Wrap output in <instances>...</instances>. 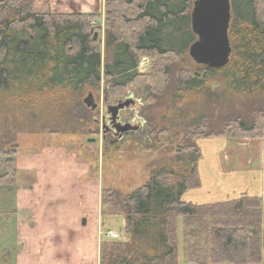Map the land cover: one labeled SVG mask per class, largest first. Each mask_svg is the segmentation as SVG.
Wrapping results in <instances>:
<instances>
[{
  "label": "trees",
  "instance_id": "1",
  "mask_svg": "<svg viewBox=\"0 0 264 264\" xmlns=\"http://www.w3.org/2000/svg\"><path fill=\"white\" fill-rule=\"evenodd\" d=\"M193 1L105 0L109 56L102 65L91 32L94 16L61 13L50 6L36 13L35 0H0V102L36 107L49 100L62 117L59 124L71 126L66 121L70 115L75 126H86L93 118L81 93L85 87L98 89L103 78L116 92L151 81V97L170 92L178 100L197 99L201 93L214 96L210 81L225 82L229 94L264 95V0H230L228 63L201 66L198 76L178 66L179 60L189 59L188 48L196 39L190 21ZM144 56L156 61L149 73L140 74L137 67ZM251 115L220 129L200 117L178 142L169 167L158 169L131 192L102 190L101 214L123 215L130 239L101 243L100 264H264V194L202 205L181 199L185 191L200 186L201 151L195 140L264 141V109ZM13 155L0 146V169L5 171L0 185L17 184Z\"/></svg>",
  "mask_w": 264,
  "mask_h": 264
},
{
  "label": "rangeland",
  "instance_id": "2",
  "mask_svg": "<svg viewBox=\"0 0 264 264\" xmlns=\"http://www.w3.org/2000/svg\"><path fill=\"white\" fill-rule=\"evenodd\" d=\"M48 6L51 10L61 13H82L94 16L91 32L93 35L96 34L95 40L100 46L102 65H104L109 56V50H106L104 46L105 0H35L33 11L42 13L47 10ZM154 61L156 60L148 56L141 57L137 67L138 73H149ZM178 63V66L188 69L194 75L201 73L202 65L194 63L190 57L183 61L179 60ZM110 86L103 78L98 89L85 87L82 91L80 97L82 103L88 92L92 93L96 102L94 111L84 105L92 113L91 118H93L86 126H75L74 117L70 115L68 116L69 120L66 121H71L73 126L59 124L58 120H61L62 117L60 113H56L59 111L49 100H43L36 107L32 104H20L19 102L7 101L5 104L0 102V144L3 150L14 151L13 159L18 167H21L22 164L29 167L32 165L30 163L32 160L36 161V165H39L40 168L43 167L46 172L45 177L51 176V170L46 166L50 165L52 160L44 153L55 150L59 155L65 156L66 160L70 162L69 170L74 175L72 179L66 177L62 185L50 183L45 186L41 185L37 190L39 192L61 191L82 194V198H78L79 210L82 208L81 200L87 202L84 191L92 192L95 207H98L99 204L100 222L102 231H105L103 243L112 241L106 236L107 231L116 232L119 238L117 241L125 239V232L123 231V215L101 214L102 190L110 188L122 193L131 192L146 184L158 169L169 167L171 159L177 153L176 150L180 144L178 142L186 138V131L189 127L194 128L195 126L191 123L198 122L200 117L201 119L203 117V120H206L211 127L220 129L225 123L232 122L235 118L248 119L247 116L251 115L256 108L264 109V95L229 94L225 82L222 81H210V90H215L217 93L213 94L214 96L208 93L207 96H210L208 98L205 96L206 94L201 93L197 99L187 97L185 100L171 97L172 93L170 92L159 97L155 95L151 97V93H155L153 90L155 84L151 81L128 86L119 92L113 91ZM130 98L133 100V104L119 110L118 121L121 124L128 123L130 125L143 121L141 131L130 132L119 138L113 127L109 125L110 116L106 112L107 106L116 105L118 102ZM61 115L63 116L62 113ZM204 116L206 117L204 118ZM89 139H94V142H90ZM199 140L204 139L195 140L198 146ZM226 140L233 145L231 148L232 154H235L233 162L235 161L237 165L243 158V153H237V148L242 150L245 147L240 143H247V148H250V150L246 149L249 151L246 154V161L255 153L252 147L257 146L254 142L257 139L240 137ZM212 143L215 141L209 142V144ZM200 151L201 159L205 152L201 149ZM248 165H250L249 162ZM4 172V168H1L0 175ZM29 175L33 176L27 171L19 172L17 175L19 182L15 187L7 184L0 185V264L16 263V257L12 253L16 239V225L12 213L13 194L17 190H28V183H31L30 180L33 179L23 177H30ZM33 177L35 178V176ZM87 183L89 187L86 186ZM70 210L74 211L75 207L71 206ZM126 239H128V235ZM78 247V256L80 257L82 255L80 248L82 247L79 243ZM178 250L180 251L179 248ZM95 251L93 260L96 264H100L99 247ZM13 252L15 253V249ZM185 263L189 264L186 261Z\"/></svg>",
  "mask_w": 264,
  "mask_h": 264
},
{
  "label": "crops",
  "instance_id": "3",
  "mask_svg": "<svg viewBox=\"0 0 264 264\" xmlns=\"http://www.w3.org/2000/svg\"><path fill=\"white\" fill-rule=\"evenodd\" d=\"M211 140L215 143L209 144ZM228 142L222 138L199 140V147L205 152L197 165L200 186L185 191L181 196L183 201L202 205L240 197H263L264 141L261 139L254 141L257 146L252 147V150L255 151L253 155L256 156L252 155L247 160L250 165L246 161V154L249 152L246 149L250 150L247 148V143H240L245 146L243 151L237 148V153H243V158L237 165L235 161L233 162L235 159L231 149L233 145ZM44 154L52 160L50 165L46 166L51 170L50 177H45L46 172L43 167L36 165L34 160L30 162L33 166L25 167L23 164L21 167L16 166L17 175L19 172L27 171L35 178L32 175L24 176L23 178L33 179L28 183V190H17L13 194L12 213L16 225V239L12 253L16 257L15 264H96L93 260L95 250L105 238L103 236L105 231H102L100 222L99 204L95 207L94 195L89 191H84L87 202L81 200V210L78 209V198H82V194L61 191L39 192L37 189L41 185L50 183L62 185L66 177L72 179L74 176L69 170L70 162L65 156L59 155L55 150L46 151ZM17 182H19L18 176ZM86 186L89 187L88 183ZM71 206L75 207L74 211L70 210ZM124 228L125 223L123 227L125 239L121 241L127 242L130 236ZM127 235L128 239H126ZM177 241L181 251L180 234ZM78 243L82 247L80 257ZM181 263L186 264L183 260Z\"/></svg>",
  "mask_w": 264,
  "mask_h": 264
},
{
  "label": "water",
  "instance_id": "4",
  "mask_svg": "<svg viewBox=\"0 0 264 264\" xmlns=\"http://www.w3.org/2000/svg\"><path fill=\"white\" fill-rule=\"evenodd\" d=\"M230 0H194L190 11L192 33L196 39L188 48V56L194 63L207 68H221L228 63L231 46L228 38V27L231 18ZM93 38H96L94 33ZM198 75L197 73H195ZM205 73L202 74L204 76ZM83 104L91 111L96 109V102L91 92L83 98ZM133 100L126 99L116 105L107 106L110 125L119 137L135 126L118 122V112ZM94 142V139H89ZM84 223V220H82Z\"/></svg>",
  "mask_w": 264,
  "mask_h": 264
},
{
  "label": "flooded vegetation",
  "instance_id": "5",
  "mask_svg": "<svg viewBox=\"0 0 264 264\" xmlns=\"http://www.w3.org/2000/svg\"><path fill=\"white\" fill-rule=\"evenodd\" d=\"M118 121V120H117ZM133 121H134V119H133ZM119 122V121H118ZM142 123H143V121L142 122H140V123H138V124H134V125H131V126H135L136 127V129L135 130H130V131H128V132H126V133H123V134H121V135H126V134H128V133H135V132H139V131H141V125H142ZM109 125H110V122H109ZM143 132V131H142ZM120 138V137H119ZM0 146H1V144H0Z\"/></svg>",
  "mask_w": 264,
  "mask_h": 264
},
{
  "label": "built area",
  "instance_id": "6",
  "mask_svg": "<svg viewBox=\"0 0 264 264\" xmlns=\"http://www.w3.org/2000/svg\"><path fill=\"white\" fill-rule=\"evenodd\" d=\"M106 236L108 238H110V239H116V238H118V234L116 232H114V231H108L107 234H106Z\"/></svg>",
  "mask_w": 264,
  "mask_h": 264
}]
</instances>
